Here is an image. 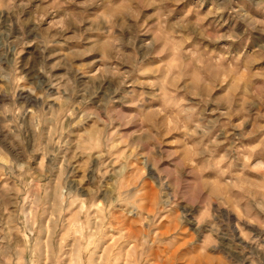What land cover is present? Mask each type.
<instances>
[{
    "label": "clouds",
    "instance_id": "1",
    "mask_svg": "<svg viewBox=\"0 0 264 264\" xmlns=\"http://www.w3.org/2000/svg\"><path fill=\"white\" fill-rule=\"evenodd\" d=\"M211 253L264 264V0H0V264Z\"/></svg>",
    "mask_w": 264,
    "mask_h": 264
},
{
    "label": "rangeland",
    "instance_id": "2",
    "mask_svg": "<svg viewBox=\"0 0 264 264\" xmlns=\"http://www.w3.org/2000/svg\"><path fill=\"white\" fill-rule=\"evenodd\" d=\"M210 7V6H209ZM208 9H205V11H207ZM225 19H227V17H225ZM211 21H209L210 23ZM24 57H27L30 52L31 49H24ZM10 211L13 210V208L10 207L9 209ZM151 206H149V211H151ZM131 223V222H130ZM169 230V226L167 224V222L165 221L162 225V227L160 228L161 232H167ZM184 232L187 233L188 229L185 228ZM190 239V237L185 236L183 237V239H181L179 241V243L177 244L176 248L173 250L174 254L176 255H180V254H186L185 253V249L187 248V241ZM203 264H231L230 260L222 253H211L209 258L205 261H203Z\"/></svg>",
    "mask_w": 264,
    "mask_h": 264
}]
</instances>
